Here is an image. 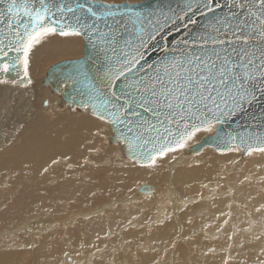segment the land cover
Masks as SVG:
<instances>
[{"label": "snow or ice", "instance_id": "1", "mask_svg": "<svg viewBox=\"0 0 264 264\" xmlns=\"http://www.w3.org/2000/svg\"><path fill=\"white\" fill-rule=\"evenodd\" d=\"M197 11L203 25L189 16ZM168 13L104 0H9L0 17L7 15L14 37L6 44L5 36L0 45L16 56L0 64V72L14 68L19 74L22 68L28 87L30 55L43 40L54 35L85 40L94 54L75 61L67 76L74 86L87 88L80 90L86 99L78 106L113 128L133 156L146 155L154 166L197 133L212 134L264 98V0H196L195 9L193 0H184L168 6ZM160 15L166 23L188 18L184 28L190 23L198 30L171 50L164 47L163 58L150 62L151 50L163 39ZM6 57L5 52L0 60ZM247 148L249 154L264 153V138Z\"/></svg>", "mask_w": 264, "mask_h": 264}, {"label": "bare ground", "instance_id": "2", "mask_svg": "<svg viewBox=\"0 0 264 264\" xmlns=\"http://www.w3.org/2000/svg\"><path fill=\"white\" fill-rule=\"evenodd\" d=\"M112 1L114 2V0ZM132 1L134 2V0ZM58 37L60 38V36ZM51 38L52 37L50 36V39ZM46 39L43 40L39 45H37L33 49V52L30 55L29 71L33 81L32 84L29 85L28 87L25 86L21 87L19 86V84L7 83L8 89L0 86V89L1 88L4 89L0 93V100H3L4 97L2 104H5L7 102L6 105H8V102L12 101L16 97H20V99H23L24 101H27L29 97L30 100L29 103L23 102L21 104L22 109L24 111L29 110V115L25 116L26 123L23 129L17 128L16 130H14L17 126H15L14 128L8 126L6 124L7 120L8 123L10 120H12L11 123L12 125H16L17 121H13L14 117L10 113H9L10 117H7V115L2 114L0 112V141L1 140L4 141V143L0 142V220L2 221L0 228H3L4 225L3 223H6L7 227L11 229L16 228L14 226L17 223H15V225H13L14 223L8 225L7 224L8 219H13L12 221H16V222H24L28 220L24 218L25 216L21 217L19 215L16 216L14 214L8 213L10 209H13V206H15V204L19 205L20 203H21L20 207L18 206L19 209H17L16 212L24 213L26 210H28L25 207L21 206L22 203L23 204L25 203L31 206V209L29 210V215H30L29 219L34 218L38 220L37 222L28 225L29 228L44 227L43 231L48 227H50L49 229L54 228L55 227L54 223L56 224L57 222H53V220L56 219H52V223H50V221L46 222L45 219L39 221L40 219L46 217L45 214L41 211V209H44L41 208L42 205L44 204L46 205V203H51L52 201H55L56 203L62 202L63 205H68L69 197L68 199L66 198V192L70 191V193H73L75 187L77 186L83 187L89 181H91V186L93 188L94 186L92 182L95 181L97 178H99L100 175H98L97 172H100L102 175H108L114 178L115 184L119 182V187L123 185L125 186L124 190L120 194L121 197L118 196V198L114 199L113 202H110V204H106L100 212L101 214L104 213V215L108 216L107 219L109 217H112V219H114L112 221L110 218L108 219L109 221L107 220V222L110 223V226H112L113 223H116V220L121 224L120 220L123 218L122 214L124 213L122 212L123 208H125V210L128 209V211L132 213L133 210L131 211V206H130L132 205V202H134V206H136L135 203L137 204V201L141 199V203L143 206L144 205L143 199L147 200L152 195L154 196L158 195L159 198L157 199L159 200L161 199V203H163V205L159 204L161 205V208H158L159 209V212L157 211L158 217L156 216L157 221L154 220L156 221L154 223L156 224L160 222L162 225L158 224L156 228L154 227L155 228L154 232L163 234L164 237L162 239L163 241L168 239L167 245L169 246L170 242L174 241L173 237L175 236V234H173V230H174L173 224L177 226V228L179 225V224L177 225L175 222L178 219L177 218L175 220L176 218L175 216H177L176 214L174 215L172 221L165 222L164 218L168 217L169 215V210H168L170 209L169 205H172V207H175L176 204L179 207L182 204L183 206L188 205L187 206L188 208H192L191 210L193 212L201 216L198 219H196V224L199 226L198 228H195L193 224L188 223L189 224L188 225L184 221L182 223L183 232L181 231L182 232L181 236L185 238L184 243L186 244L187 249L191 251L192 259H193V254L197 253L196 255L197 261L190 263L189 261H186V259L183 260L180 259V255L184 256L186 253L179 251L176 254V256L179 258L178 259L179 261L181 260L180 264H199L202 263L203 261L202 258L204 257L205 259L207 257V261H208L206 263L204 262L205 264H218V259L220 260L226 259L223 253L216 255L213 254V256L212 255L210 256L209 252H215V253H217L218 251L224 252V249L226 248L225 246H227L228 244L224 243L223 240L221 241L206 240L201 242L196 241L195 238L199 235L200 232L209 234L213 238L215 234L223 230L227 232L228 235H224V236L220 235V237L221 238L228 237L229 240L230 238L232 240L233 234L235 233L234 231L235 225L241 228H243L246 225L247 226L251 225L252 228L250 232L247 231L244 234L243 236L244 239H254L257 241L260 240L262 242L264 241V235L262 234L264 233V220L262 219L263 218L262 213L258 212L257 210V206L259 202H261L262 199L264 198V159H257L259 155L258 153L252 154L246 157V159H244L241 158L239 155L232 153L228 154L227 156L225 155L219 156L217 154H214V152L208 150L212 155L211 156L212 158L209 159V158H205L207 155V154L204 155V153H206L207 151V148H205L202 151L203 153L202 152L198 154L189 153L188 155H186L185 153L189 146L198 142L199 140L200 141L202 140L201 139L202 134H199L196 137V140L192 144H190L192 141L190 140L185 148L168 153L166 156L156 160L154 166L144 169L142 172H138L139 170H141V168L140 169L132 168L133 167L132 165H136L132 160L128 159L129 161H131V163L124 165L123 162L121 161L123 159L120 160V158L116 159L112 157L113 150L115 149L122 150L125 156L124 146L121 145L119 142H114V143H119L117 144L118 146L112 145L111 147L113 149L112 150L109 149L107 151V154L100 155L96 152L98 151L99 148L98 144H100L98 140V135L101 133L102 130H104L103 129L104 127L107 130L108 125L102 124L101 122L95 120L90 115L84 113V111L80 112L81 115L80 118H78L77 116L76 117L69 116L68 114L69 112L66 111L65 106H67L71 112H74L75 115L76 113H79L76 111V109H80V108H71L68 104L61 105L60 102V106L58 107L59 112L57 114H54L55 112V108H54V110L53 109L49 110V112H45V114H42V116L39 115V117H37L38 114H40L39 112L38 113L36 112L38 106H40L39 100L43 99L42 95H45L46 97L44 96V98L50 100V101L45 100L50 105L47 106L48 107L47 109H51L49 108L51 107V104L52 105L54 103L58 104L62 98L61 93H54L52 91L53 90L52 87L49 85H48L49 88H51L50 91H52L54 96L47 95V92L45 91L40 92V90H38V85L41 82L40 77L44 72V67L42 68L43 63L45 62L43 55L45 56V60L48 61L46 52L48 49L47 41L49 40V38L47 40ZM54 40L56 42H59V45H57L56 47L58 53L51 54L50 55L51 60L71 56V53L65 52L68 49L67 40H70L71 42L74 43L81 42V40H73L70 38H63V39L54 38ZM82 54L75 60L80 59V57H82ZM46 78H47V74L46 77L43 79V82ZM2 85L5 86V84ZM71 86H72L71 84L68 85L66 89L69 90ZM42 117H44L45 119H43L44 121L41 124L35 122L42 120ZM4 124L6 125L4 126ZM118 147H120V149ZM90 153H93L94 155L91 156ZM178 154L179 156L184 157V159L173 161L172 156ZM105 158L108 160H106ZM103 160H106V163L103 165L101 164L100 166H105V167H100L99 163L104 162ZM201 161H203V164L199 165ZM53 162L56 163L54 168L52 167ZM121 163L122 165H124L123 167L125 168L123 167L121 168L122 166V165L120 166ZM177 164L182 166V168L179 169ZM162 166L165 167L167 166L169 169L170 178L168 180L169 184L166 187H163L165 185H162L163 181L165 180H163L159 175L160 167ZM45 169H47V171H45ZM72 169H75L74 175L69 176L73 172ZM224 172L227 175L226 178L222 177L224 175ZM129 173L134 176L132 180H128L126 177V175ZM216 173L217 175L220 174L222 176L221 177H218L217 175L215 176ZM11 174L13 178L12 180H9V177L7 175H11ZM112 178H110L109 180L113 181ZM147 178H152L153 180L159 182L161 184V189L153 181L144 180ZM210 179H212L213 182H209L207 184V187H203V184H205ZM132 182L136 184L145 183V185L151 183L152 186L151 193L150 194L138 193L137 196L136 194L131 195L130 183ZM14 186L16 189L13 188ZM61 190L64 191V195L62 197L54 196V193L60 192ZM217 191L219 192V194H216ZM79 192H81V189H79ZM11 194L13 196H11ZM203 194H205L208 197L206 203L195 204L190 200L191 198L192 199L200 198ZM159 200L158 203L160 202ZM178 200H180L182 204H179ZM239 205H242V207L239 208L238 207ZM52 208L53 207L48 206L47 213H49L52 210ZM115 209L116 210L120 209L119 210L120 215H119V211H115ZM67 214H68L67 210L63 209L61 210L59 217H64ZM95 217L96 215L93 218ZM97 217L95 219H97ZM180 217L183 216L180 215ZM78 218L76 219L79 220ZM86 221L87 220H85V222ZM179 222L181 223V219ZM164 223H167V227H163ZM217 224L220 225L219 229L215 228ZM71 225L73 224L71 223ZM205 225L207 226L206 228ZM74 226L77 225L74 224ZM65 229L67 228L65 227ZM16 232H18V230H16ZM16 232L10 231L6 233V240H9L8 238L10 237H14L11 239V241H9L10 243H13V245L11 244L12 246L10 245L8 249H15L16 244L20 246L23 242L21 237L15 235ZM96 232L97 229L95 230L93 229V232L89 233L87 236L89 238H95ZM39 233L42 234L41 232ZM47 233L48 232H46V234ZM3 235L4 234L0 232V237ZM125 235H127V233H125ZM140 235H142L141 231L136 233L134 236H128V241L126 242H129L134 239H140L143 241L144 237L142 238ZM236 238L238 237H235L234 241H236L235 240ZM13 239L14 242L12 241ZM16 240L18 242H16ZM33 241H36V239ZM9 242H7V244H9ZM145 245L147 248L146 241H145ZM162 246H164V244H162L161 247ZM141 247H144V244H142ZM232 247L236 248L235 246ZM77 248L79 247L77 246ZM187 249L185 251H187ZM240 249L237 248L234 251L233 255L235 254L238 257V255L242 253ZM250 250L253 251L251 248ZM46 252H47V248H46ZM46 252L44 253V251L40 250L37 253H35L34 256H32L33 257L32 260L34 264H47L49 260L52 258L49 259V255H47ZM29 254L31 253L29 252ZM29 254L24 251L19 252L15 250L13 252L12 251L5 252L0 256V264H28V259L31 260V258H28ZM241 255L239 257H241ZM148 256L149 255H147V258L145 257L146 262L144 264H150L151 262L153 264L154 261L149 259ZM249 257L252 256L250 255ZM32 260L31 263H33ZM74 262L75 261L73 258L72 260L69 258V261H66V263L64 264H76ZM254 262L255 260L252 263ZM262 262H264V260Z\"/></svg>", "mask_w": 264, "mask_h": 264}, {"label": "rangeland", "instance_id": "3", "mask_svg": "<svg viewBox=\"0 0 264 264\" xmlns=\"http://www.w3.org/2000/svg\"><path fill=\"white\" fill-rule=\"evenodd\" d=\"M97 1H99V0H97ZM140 1H143V0H138V1L134 0V2L132 0H129V1L128 0H114V2L112 0H106V1L104 0V2H107V3H123V2L137 3ZM58 36L59 35L51 36L52 37L51 39H50V37H48L49 38V40L47 41L48 49L46 52V55L48 57V61L45 60V56L43 55L45 62L43 63L42 68L44 67V72H43L42 76L40 77L41 82L38 85V90H40V92L45 91V92H47V95H52V96H54V95H53L52 91H50L51 88H49V86H45L43 84L44 83L43 79L46 77L47 71L50 69V67H52L53 65H55L59 62L67 61V60H75L76 58L81 56V54L83 52V40H81L80 43H74V42H71L70 40H67L68 49L65 52L71 53V56L51 60L50 55L53 53H58L56 47H57V45H59V42H56L54 40V38H57V39H63L64 38V37L59 38ZM50 65H52V66H50ZM0 86L8 89L7 84H5V86L0 84ZM19 86H21V87L24 86V83L22 82L21 84H19ZM2 90H4V89L1 88L0 93L2 92ZM28 96H31V95H28ZM44 96L45 95H42V98L44 100L43 99H41L42 101L39 100L40 106H38L36 113L39 112L40 114H38L37 117H39V115L42 116V114H45V112H49V110H52V109L54 110V108H55L54 114H57L59 112L58 107L60 106L61 100L59 101L58 104H56V103H54L53 105L51 104V107H49L51 109H47L48 107L45 106L44 103H45V100H49V99L44 98ZM3 100H4V97H3ZM3 100H0V112L2 114L7 115V117H10L9 116V113H10L14 117L13 121H17L16 125L11 124L12 120H10L9 123L7 120L6 124L8 126H11L12 128L17 126L14 130H16L17 128L23 129V127L25 126V123H26L25 116L29 115V110L24 111L22 109L21 104L23 102L29 103V101H30L29 97H28L27 101L20 99V97H16L12 101H9L8 105H6L7 102L5 104H2ZM40 101H41V103H40ZM51 103H53V102H51ZM41 105H42V107H41ZM65 109L67 112H69L68 113L69 116H72V117L77 116L78 118H80V116H81L80 112L81 111L83 112V110L76 109V111L79 113H76V115H75L74 112H71L67 106H65ZM12 111H14V112H12ZM7 112H8V114H7ZM43 119H45V118L42 117V120L35 121V122L38 124H41L44 121ZM34 120H35V118H34ZM6 124H4V126ZM103 129L104 130H102L101 133L98 135V140H99L100 144H98L99 148H98V151H96L100 155L101 154H107V151L109 149H111V150L113 149L111 147L112 145L118 146L117 144H119V143H114L111 141V139H112L111 136H113V131L111 130V128L109 126H107V130L105 127ZM109 131H110V133H109ZM107 132L109 133V136H108ZM214 133H215V131L212 134L205 133V132L197 133V135L192 139L190 144H192L196 140V137L199 134H202L201 139H203V137L213 135ZM0 142L4 143V141H2V140ZM198 142L189 146L187 148V151L185 154L188 155L189 154L188 149L191 148L193 145L197 144ZM118 148L120 149V147H118ZM237 148L238 147H233L232 149H234V150L230 149V150L224 151V152H219V151H215L211 148L210 149L207 148V151H206V153H204V155L207 154L205 158L211 159L212 155L209 151H212V152H214V154H217L219 156H224V155L227 156L228 154L232 153V154L239 155L241 158L246 159V157H248L252 154L258 153L259 155H258L257 159H264V153L252 152L251 154H249V152H248L246 155L243 156L241 149L238 148L239 150H237ZM90 155L93 156L94 154L90 153ZM112 157H114L116 159L120 158V160L123 159L121 161L123 162L124 165L131 163V161H129L124 156L122 150H118V149L113 150ZM158 159H160V158H157L156 160H158ZM183 159H184V157L179 156V154L172 156L173 161L183 160ZM106 160H108V159H106ZM106 160H103L104 162L99 163V166L101 164L102 165L105 164ZM202 164H203V161H201L199 163V165H202ZM55 165H56V163L53 162L52 167L54 168ZM121 165H122V163L120 164V166ZM124 165H122L121 168ZM132 166H133L132 168H134V169H140L141 168V170H139L138 172H142L144 169L151 167V166H149V164L148 165H137V166L132 165ZM177 166L179 169L182 168V166H180L178 164H177ZM100 167H105V166H100ZM123 168H125V167H123ZM74 170L75 169H72L73 172L69 176L74 175ZM97 174L100 176H99V178H97L95 181L92 182L93 186H94L93 188L91 186V181H89L83 187H79V186L75 187L73 193H70V191L66 192V198L68 199V197H69L68 205H63L62 202L56 203L55 201H52L51 203H46V205L45 204L42 205L41 208H44V209H41V211L45 214L46 217H44L43 219H40L39 221L45 219L46 222L50 221V223H52V219H56V220H53V222H57L56 224L54 223V226H55L54 228L49 229L50 227H48L44 231H43L44 227L29 228L28 225H30L31 223L33 224V223L38 221L34 218L29 219L30 218L29 210L31 209V206H29L25 203L24 204L22 203L21 206L25 207L28 210H26L24 213H19L16 211H17V209H19L21 203L19 205L15 204V206H13V209H10V211L8 213L14 214L16 216L19 215L21 217L25 216L24 218L28 219L29 221L26 220L27 222L26 221L16 222V221H12L13 219H8L7 220L8 225H10L11 223H14L13 225H15V223H17L14 226V227H16L14 229L7 227L6 223H3L4 224L3 228H0V232L4 234L3 236L0 237V256L2 254H4L5 252H11V251L13 252L14 250L19 251V252L24 251L28 254H29V252L31 253V254H29L28 258H31V260H32V258H33L32 256H34L35 253H37L40 250L44 251V253H45L46 248H47L46 254L49 255V259L52 258L49 260V262L47 264H55V263L56 264H64V263H66V261H69V258L71 260L73 258L75 261L74 263H76V264H144L146 262L145 257L147 258V255H149L148 256L149 259L153 260L155 264H180L181 260L180 261L178 260L179 258L176 256V254L179 251H181V252L186 253L185 254L186 257H185V255L184 256L180 255V259H182V260L186 259V261H189L190 263L197 261V259H196L197 253L193 254V259H192L191 251H189L187 249V246L184 243L185 238L181 236L182 232H183L182 231L183 230V224H182L183 221L186 222L187 224L188 223L193 224L195 228L199 227L196 224V219H198L201 216L197 215L195 212H193L191 210L192 208H188L187 207L188 205L183 206V204L180 200H178V203L182 204L180 207L176 203H175L176 204L175 207H172V205H169V208L171 209V211H170V209H168L169 215H168V217L164 218L165 222L172 221L174 218V215L176 214L177 216H175L176 217L175 220L177 218L178 219L175 222L177 225L179 224L178 228H177V226H175L173 224V226H174L173 234H175V236L173 237L174 241L170 242L169 246L167 245L168 239L163 241V239H162L164 237L163 234L154 232V229L156 228V226L158 224H161L160 222H158L156 224L154 222L157 221L158 212H159L158 208H161V205H159V204L163 205V203H161V199L160 200L157 199V198H159V196L157 194H155L157 196L152 195L147 200L143 199V201H144L143 206L141 203V199L139 200L140 202L137 201V204L135 203L136 206H134V202H132V205H130L131 211L133 210L132 213L129 212L128 209L125 210V208H123L122 212H124V213L122 214L123 218L120 220L121 224L119 222H117V220H116V223H113L112 226H110V223H108L107 220L109 218L111 219V221L114 219H112V217H109L107 219L108 216L104 215V213L101 214L100 212L106 204H110V202H113L114 199H116V198H118V196H120V194L124 190L125 186L123 185V186L119 187V182H117V184H115V179L108 176V175H102L100 172H97ZM159 175L161 176V178L163 180H165V181H163L162 185H165L163 187H166L169 184L168 180L170 178L168 167L167 166L166 167L165 166L160 167V174ZM216 175H217V173L215 174V176ZM224 175L222 176L219 174L217 176L218 177L222 176V177L226 178L227 175L225 174V172H224ZM7 176L9 177V180H12V178H13L12 174L7 175ZM77 176H78V174H77ZM113 177H115V176H113ZM126 177L128 180H132L134 176L129 173L126 175ZM110 178H112L113 181H110L109 180ZM144 180L153 181L161 189V184L159 182H157L156 180H153L152 178H147ZM125 182H124V184H125ZM209 182H213V180L212 179L208 180L205 184H203V187H207V184ZM138 187L139 188L150 187L152 190L151 183L145 185V183L144 184L143 183L136 184V183L132 182V183H130L131 195L136 194V196H137L138 193H141ZM13 188L16 189L15 186ZM79 189H81V192H79ZM177 190H179V189H177ZM179 191H181V190H179ZM45 193H46V191H45ZM150 193H151V191L149 193H142V194H150ZM12 194H13V191H12ZM12 194H11V196H13ZM216 194H219V192L217 191ZM63 195H64V191H62V190L60 192L54 193V196H58V197H62ZM125 197H123V198H125ZM63 200H65V199H63ZM158 200L160 201L159 203H158ZM190 200L195 204H203V203L207 202L208 197L205 194H203L200 198H195V199L191 198ZM48 206L53 207L49 213H47ZM89 206H91V207H89ZM117 206H120V205H117ZM87 207H89V208H87ZM238 207L240 208V207H242V205H239ZM63 209L67 210L68 214L64 217H59L60 212ZM112 210H114V209H112ZM119 210L115 209V211H119ZM257 210H258V212L262 213V217H263L262 219L264 220V198L262 199L261 202H259V204L257 206ZM176 211H177V213H176ZM90 212H92V213L94 212V213L92 214ZM95 215H96V217L98 216L97 219H95L96 217L93 218ZM119 215H120V211H119ZM180 215L183 217H180ZM146 217H147V219H146ZM76 218H78L79 220H77ZM179 218L181 219V223L179 222L180 221ZM85 220H87V221L85 222ZM154 220H156V221H154ZM94 221H97V222H94ZM71 223L73 225H71ZM1 224H2V221L0 220V225ZM74 224L77 225L78 227L74 226ZM149 224H150V226H149ZM67 225H69V226H67ZM17 226H18V228H17ZM46 226H47V224H46ZM65 227L67 229H65ZM70 227H72V228H70ZM163 227H167V223H164ZM206 227L207 226L205 225V228ZM149 228H151V229H149ZM215 228L219 229L220 225L217 224L215 226ZM251 228H252L251 225H249V226L246 225L243 228L235 225L234 226L235 233L233 234L232 240H231V238L229 240L228 237H224V238L220 237V235H222V236L228 235V233L223 231V230H221L220 232L215 234V236L213 238L209 234H205L203 232H200L199 235L195 238V240L199 241V242L206 241V240H210V241H217V240L221 241V240H223L224 243L228 244L227 246H225L226 248L224 249V252L223 251H221V252L218 251L217 253L209 252L210 256L211 255L213 256V254L214 255L221 254V253L224 254L226 259L225 260L218 259V264L220 261H223V262H220V264H222V263L223 264H256V263L259 264L260 262H261L260 264H264V262H262L264 260V241L262 242L260 240L257 241L254 239H244V237H243L247 231L250 232ZM93 229L94 230L97 229V232L95 233L96 237L95 238H89L87 235L89 233L93 232ZM16 230H18V232H16ZM26 230H27V232H26ZM52 230H55V231H52ZM10 231L16 232L15 235L21 237V239L23 241L20 246L16 244L15 249H8L11 244L13 245V243H10L9 241H11V239L14 238V237H10V238H8L9 240H6V233H8ZM140 231L142 232V235H140V236L142 238L144 237L143 241L140 239H134V240H131L129 242H126V241H128V236H134L136 233H138ZM39 232H41L42 234H40ZM46 232H48V233L46 234ZM44 233H45V235H44ZM125 233H127V235H125ZM262 234L264 235V233H262ZM251 235H252V233H251ZM28 237H29V239H28ZM235 237H238L239 240H238V238H236L235 239L236 241H234ZM35 239H36V241H33ZM93 240H94V242H93ZM12 241L14 242V239ZM41 241H43L44 243ZM145 241L147 243V248L145 245ZM7 242H9V244H7ZM16 242H18V241L16 240ZM42 244H43V246H42ZM142 244H144V247H141ZM162 244H164V246L161 247ZM74 246H76V247H74ZM77 246L79 248H77ZM232 246H235L236 248H234ZM39 247H40V249H39ZM185 248L187 249V251H185L186 250ZM237 248H239V249L241 248L240 249V251L242 252L241 253L242 255L240 254L241 257H239L240 255H238V257L235 254L233 255L234 251ZM250 248L253 251H251ZM182 249H184V250H182ZM255 249H256V251H255ZM227 250H228V252H227ZM243 250H244V252H243ZM54 251H55V253H54ZM76 251H77V253H76ZM53 255L55 256V258ZM250 255L252 257H249ZM156 257H157V259H156ZM142 258H144V259H142ZM202 259H203L202 263H199V264H205L206 262H208L207 257H206V259H205V257ZM246 259H248V260H246ZM29 260L30 259H28V264H34L33 260H32L33 263H31V260L30 261ZM254 260H255V262L252 263ZM51 262H53V263H51ZM150 264H152V262Z\"/></svg>", "mask_w": 264, "mask_h": 264}, {"label": "water", "instance_id": "4", "mask_svg": "<svg viewBox=\"0 0 264 264\" xmlns=\"http://www.w3.org/2000/svg\"><path fill=\"white\" fill-rule=\"evenodd\" d=\"M9 0H3L0 3V11H3L8 4ZM99 2V1H97ZM106 3V2H104ZM184 0H143L137 3H119L121 5L127 4L130 7H134L140 11L145 13H150L153 10L159 8H164L165 13H168V6L172 8H176L177 4H183ZM196 0H193V9H195ZM179 11V9H177ZM191 19H196L199 21L200 25H203L206 21L205 18L200 15L197 11L193 15L189 13ZM157 19V17H153V20ZM160 24L163 25V39H160V43L153 48L149 54L150 62H154L163 58L164 52L163 48L168 47L170 50L177 45L178 41L190 40L191 33H195L198 29L197 26L191 25L189 23L188 28H184V24L188 23V18L184 20H172L167 21L166 16H159ZM0 39H4L7 36L6 44L13 40L14 30L9 28L8 25V17L5 15L4 17H0ZM18 23V21H16ZM27 19H24V23H27ZM177 25L179 27H177ZM21 26V31H22ZM155 43V41H153ZM163 46V47H162ZM0 56H2L5 52L7 53V57L3 60H0V64L8 62V60L14 58L16 53L14 51H10L4 45H0ZM93 50L90 45L87 44L85 40H83V54L82 57H90L92 56ZM79 60V59H78ZM77 60L71 61H62L59 62L48 70L47 78L44 80V84L46 86H51L52 91L54 93H61V105L68 104L71 108H80L79 102L82 99H86L85 96L81 95V89L84 92H87V88L84 84L73 85L71 82L67 80V76L72 72L73 64ZM23 75L22 68L20 69L19 74L13 68L9 73L5 74L0 72V79H6L10 84H21L23 81L21 77ZM65 84L72 85L68 90L65 87ZM75 97V100H73ZM82 109V108H80ZM173 130L176 132H180L181 129H177L175 125L172 126ZM113 131L112 142H119L124 146L125 149V157L129 160H132L136 165H148L149 160L146 155H140L138 152L135 156L129 152L128 146L121 142L115 130L111 128ZM264 138V98L252 104L251 106H246L245 110L239 113L237 116L231 118L225 124L220 125L215 133L211 136L204 137L198 144L192 146L189 149V153L198 154L202 152L205 148H211L215 151L224 152L232 149L233 147H238L242 151V155H246L249 150L247 148V144H251L253 147L256 146L257 138ZM246 141V142H245ZM151 147V145H149ZM147 151V149H145ZM151 191L150 187H141V193H149Z\"/></svg>", "mask_w": 264, "mask_h": 264}]
</instances>
